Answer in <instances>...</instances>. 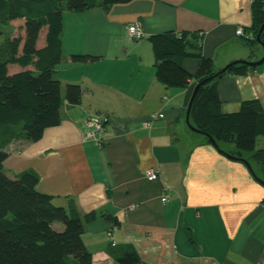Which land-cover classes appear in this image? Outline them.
Masks as SVG:
<instances>
[{
    "label": "crops",
    "instance_id": "obj_1",
    "mask_svg": "<svg viewBox=\"0 0 264 264\" xmlns=\"http://www.w3.org/2000/svg\"><path fill=\"white\" fill-rule=\"evenodd\" d=\"M76 12L64 5L62 62L53 69L63 103L60 124L36 142L10 141L4 163L15 178L25 171L39 176L38 190L56 206L75 208L84 218L83 241L93 264H122L134 249L138 264H264V185L241 160L222 154L208 138L186 123L188 89L171 88L156 77L150 37L167 31L196 33L201 53L214 71L238 61H257L263 47L250 48L236 36L252 27L251 0H133ZM140 22L144 37L134 39L128 26ZM25 19L0 22V59L7 45L24 35ZM47 27L38 46L45 45ZM73 54L98 57L80 63ZM196 57L183 67L192 75ZM10 73L22 70L9 65ZM67 84H79L80 104L66 99ZM223 113L258 99L264 107V62L247 75H223L218 82ZM157 113L164 117L145 126ZM109 116L102 144L85 137L88 117ZM220 149L247 160L255 174L264 172L233 143ZM264 149V135L256 150ZM158 171L149 180L146 170ZM166 197L164 203L162 199Z\"/></svg>",
    "mask_w": 264,
    "mask_h": 264
},
{
    "label": "trees",
    "instance_id": "obj_2",
    "mask_svg": "<svg viewBox=\"0 0 264 264\" xmlns=\"http://www.w3.org/2000/svg\"><path fill=\"white\" fill-rule=\"evenodd\" d=\"M133 0H102L101 5L123 4ZM90 0H67L69 11H84L96 6ZM63 0H0V22L25 19L24 35L8 42L7 57L0 59V264H93L92 254L83 241L84 221L96 218L95 212L80 216L75 208L68 211L56 206L53 197L38 190L39 176L25 171L13 178L4 168L9 153L4 147L14 139L36 142L45 130L60 124L63 103L61 83L53 69L62 62ZM253 23L247 32L259 46L257 34L264 23V7L252 3ZM47 27L45 45L38 46ZM264 42V32L261 36ZM155 57L156 77L171 88L188 89V104L195 86L212 77L214 62L201 53L202 38L196 33L167 31L150 37ZM186 57L199 59L195 75L183 67ZM98 57L73 54L72 62L87 63ZM22 68L10 73L9 65ZM254 67L234 65L224 75H247ZM222 76L202 85L196 94L191 122L199 130L221 143H233L241 152L253 153L252 159L264 172V149L256 150V139L264 135V107L260 100L242 101L233 113L222 112L218 82ZM84 89L67 84L66 99L80 104ZM187 104V106H188ZM132 251L122 264H138Z\"/></svg>",
    "mask_w": 264,
    "mask_h": 264
},
{
    "label": "built area",
    "instance_id": "obj_3",
    "mask_svg": "<svg viewBox=\"0 0 264 264\" xmlns=\"http://www.w3.org/2000/svg\"><path fill=\"white\" fill-rule=\"evenodd\" d=\"M252 3H255L257 1H260L263 4L264 7V0H251ZM128 32L131 35L132 38L140 40L144 37V30L142 27V24L140 22H135L132 23L131 25L128 26ZM236 36L241 38L242 40H253L254 35L250 32H247L245 28L240 27L236 31ZM164 114L163 113H157L154 114L151 118V120L146 121L144 123L145 126H150L151 122H153L156 119L163 118ZM110 121L109 116H103L100 114H96L93 116H90L86 120V127L87 131L85 133V137L88 139H92L93 141L97 142L98 144H102V138L101 134L104 130L105 125ZM146 177L149 180H157L159 177L158 171L149 168L146 170ZM162 201L165 203L167 201V198L164 197Z\"/></svg>",
    "mask_w": 264,
    "mask_h": 264
},
{
    "label": "water",
    "instance_id": "obj_4",
    "mask_svg": "<svg viewBox=\"0 0 264 264\" xmlns=\"http://www.w3.org/2000/svg\"><path fill=\"white\" fill-rule=\"evenodd\" d=\"M263 32H264V23L262 24V26H261L258 34H257V37H256L257 42L263 47V56H262V58H260L257 61H247V60L234 61V62L228 64L227 66H225L224 68H222L221 70H219L218 72H216L212 77L207 78V79L203 80L202 82L198 83L195 86V88H194V91L192 93V96L190 98L189 104L187 106V111H186V123H187L188 127L190 128V130H192L193 132H195L197 134H201V135L205 136L206 138H208L210 140V142L215 146V148L217 150H219L222 154L227 156L228 158H230L232 160H241L242 162H244L246 164L247 168L250 170V172L254 176V178L262 185H264V180L262 178L258 177L255 174V172L253 171V169L251 167V164L247 160L242 159L240 157H236L234 155H231L230 153H227V152L221 150L213 136H211L210 134H208L206 132H203V131L199 130L198 128H196L192 124V122H191V109H192V105H193L194 99L196 97V94L198 92V89L202 85L212 81L216 77L223 76L234 65L242 64V65H247V66H250V67H256V66L261 65L264 62V42L261 39V36H262Z\"/></svg>",
    "mask_w": 264,
    "mask_h": 264
},
{
    "label": "rangeland",
    "instance_id": "obj_5",
    "mask_svg": "<svg viewBox=\"0 0 264 264\" xmlns=\"http://www.w3.org/2000/svg\"><path fill=\"white\" fill-rule=\"evenodd\" d=\"M63 5H67V0H63Z\"/></svg>",
    "mask_w": 264,
    "mask_h": 264
}]
</instances>
